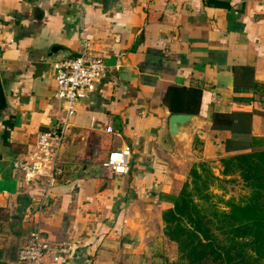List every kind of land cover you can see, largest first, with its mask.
I'll use <instances>...</instances> for the list:
<instances>
[{
  "label": "crops",
  "instance_id": "crops-1",
  "mask_svg": "<svg viewBox=\"0 0 264 264\" xmlns=\"http://www.w3.org/2000/svg\"><path fill=\"white\" fill-rule=\"evenodd\" d=\"M84 49L107 71L76 105L66 173L52 187L28 182L14 161L65 112L54 62ZM0 78V264H16L35 230L71 245L44 264H171L163 213L190 168L207 161L220 174L221 157L264 136V0H0ZM173 113L197 119L173 137ZM125 146L129 171L115 174L104 163Z\"/></svg>",
  "mask_w": 264,
  "mask_h": 264
},
{
  "label": "trees",
  "instance_id": "trees-1",
  "mask_svg": "<svg viewBox=\"0 0 264 264\" xmlns=\"http://www.w3.org/2000/svg\"><path fill=\"white\" fill-rule=\"evenodd\" d=\"M255 89L261 98L264 82ZM213 124L230 127L233 121L214 119ZM234 142L228 140L226 150ZM236 146V152L221 157L220 174L207 161L195 163L173 198L174 207L164 211L165 232L179 250L171 264H264V136ZM238 179L248 196L226 197V183Z\"/></svg>",
  "mask_w": 264,
  "mask_h": 264
},
{
  "label": "built area",
  "instance_id": "built-area-1",
  "mask_svg": "<svg viewBox=\"0 0 264 264\" xmlns=\"http://www.w3.org/2000/svg\"><path fill=\"white\" fill-rule=\"evenodd\" d=\"M54 68L57 79L55 96L64 104V116L51 129L39 131L29 154L14 161L15 169L22 173L24 180L31 182L46 177L49 187L57 184L66 173L59 154L76 105L96 89L98 81L106 75L107 64L103 56L84 49L75 57L57 60ZM131 157L129 146L117 148L109 153L104 165L115 174H126ZM70 249L71 245L53 243L40 230H35L19 251L16 264H44L48 253H53L54 260H59Z\"/></svg>",
  "mask_w": 264,
  "mask_h": 264
},
{
  "label": "water",
  "instance_id": "water-1",
  "mask_svg": "<svg viewBox=\"0 0 264 264\" xmlns=\"http://www.w3.org/2000/svg\"><path fill=\"white\" fill-rule=\"evenodd\" d=\"M53 50H55V48H53ZM7 107V98L0 78V111L5 110ZM196 119L197 116L195 114L173 113L169 119L170 134L173 137L180 136L182 131L186 128H190Z\"/></svg>",
  "mask_w": 264,
  "mask_h": 264
},
{
  "label": "rangeland",
  "instance_id": "rangeland-1",
  "mask_svg": "<svg viewBox=\"0 0 264 264\" xmlns=\"http://www.w3.org/2000/svg\"><path fill=\"white\" fill-rule=\"evenodd\" d=\"M226 186L228 188L226 197L234 196L236 200H243L248 196L249 189H247L239 179L236 182L226 183Z\"/></svg>",
  "mask_w": 264,
  "mask_h": 264
}]
</instances>
